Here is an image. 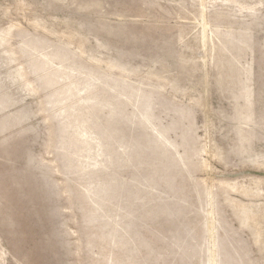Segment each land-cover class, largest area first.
<instances>
[{
	"label": "rangeland",
	"instance_id": "374dc122",
	"mask_svg": "<svg viewBox=\"0 0 264 264\" xmlns=\"http://www.w3.org/2000/svg\"><path fill=\"white\" fill-rule=\"evenodd\" d=\"M0 264H264V0H0Z\"/></svg>",
	"mask_w": 264,
	"mask_h": 264
}]
</instances>
